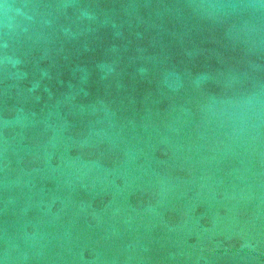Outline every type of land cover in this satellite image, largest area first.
I'll return each instance as SVG.
<instances>
[{"label": "water", "instance_id": "1", "mask_svg": "<svg viewBox=\"0 0 264 264\" xmlns=\"http://www.w3.org/2000/svg\"><path fill=\"white\" fill-rule=\"evenodd\" d=\"M0 264H264V0H0Z\"/></svg>", "mask_w": 264, "mask_h": 264}]
</instances>
